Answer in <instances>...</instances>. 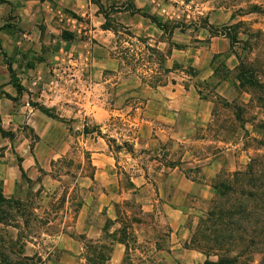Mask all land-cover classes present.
<instances>
[{"label":"rangeland","instance_id":"obj_1","mask_svg":"<svg viewBox=\"0 0 264 264\" xmlns=\"http://www.w3.org/2000/svg\"><path fill=\"white\" fill-rule=\"evenodd\" d=\"M167 1L171 3V9L180 8L182 12L178 16L166 13L159 15L160 18L168 21L170 26L173 24L178 26L172 34L163 32L150 19L141 15L137 16L134 25L128 26L126 23L131 20L129 13H111V22L118 29V35L113 32L114 34L107 38V35L103 37L102 33H99L97 38L94 37V41L101 44V47L96 46L99 50L96 55L104 59L109 50V55L114 59L113 63L100 65V72L105 78L112 79L118 76L121 80L128 81L138 78L142 69L148 74L142 81L148 87L168 85L172 88L175 85L181 89H189L191 81L184 80V76L190 80L199 76V72L203 75L211 69L215 74V83L197 80L196 87L201 99L212 107L211 115L214 116V120L206 128H199L194 135L182 137V142L178 146L172 139H168L167 142L161 141L158 146L149 144L148 147L141 148L139 156L145 158L146 163L139 162L134 146L129 140L123 142V147L128 149L127 155L125 156L123 148L117 145L116 151L121 152V158L114 156L119 162L117 168H123L124 182L129 180L124 168L130 167L133 161H137L139 167L146 169V172L149 166L152 167L153 175L159 173L161 181L170 178L173 174L185 178L195 174L205 184L206 191L204 196L194 198L190 204L185 201L193 209L192 215H186L184 209L174 205H168L166 210L164 208L157 210L154 205L147 204L149 210L144 213L142 203L137 199L143 196L148 198L149 191H136L138 195L134 201L120 204L118 209L121 213L120 222L125 229L124 235L130 237L128 254L122 264H204L208 257L205 254L207 246L205 238L212 236L216 229L210 225L211 222L207 225L203 221L207 218L213 202L218 200L212 185L223 180L233 181L234 172L246 169L253 159H258L261 168L258 175L264 176V119L260 118L264 115V23L259 18L264 16V8L254 5L247 13L240 9L233 11L229 18L225 19L219 9H230L240 0H214L215 9L207 4V0H184L186 8L175 0ZM222 33L228 34L231 38V46L226 51H223ZM174 43L181 44L182 48H177ZM148 44L163 52L166 56L163 63H160L159 55L155 51L146 47ZM88 54L92 55V53ZM233 56L236 57V60L232 61L235 66L231 67L229 61ZM175 62H178L177 69L165 71L166 67L172 68ZM258 82L261 83V87L258 86ZM112 83L119 87L116 79H112ZM226 83L228 87L225 91L234 99L229 102L228 99L217 95L215 101L210 103L215 88L223 87ZM201 84L211 88L212 91L205 95L200 91ZM130 91L138 92L140 89L134 88ZM245 93L250 97L253 96L255 103L249 100L248 104H244L241 96ZM3 96L15 101V96L9 92H5ZM144 103L146 104L147 100ZM140 112L141 110L133 108L127 118L133 120ZM133 113L137 114L133 115ZM176 119V131H179L191 121V116L185 109ZM0 128L4 129L1 115ZM86 128L84 129L86 134L94 130L93 126L87 123ZM23 129L30 131L35 138L32 129L27 127ZM72 132H75L74 128ZM0 134L15 143V132L7 130L5 135L2 131ZM75 134L79 135L78 132ZM153 138L158 139L155 132ZM112 140L115 143V137ZM85 143H88V151L78 153L73 146L71 155L45 163L52 168L54 175L68 172L75 177V171L71 170L80 163L85 170H88L87 172H90L91 152L94 146L90 142L85 141ZM104 143L106 149L108 147L111 149L107 141ZM143 143H145L143 139L136 142L137 145ZM7 148L8 146L5 145L4 150H0V155H3ZM12 150L15 152V145ZM216 157L220 160L221 166L218 167L217 175L211 177L209 164ZM24 177L26 178V174ZM70 178L69 176L66 181ZM262 179L259 181L260 184H264V178ZM146 182L144 189L151 184V195L155 196L160 204H164L160 194L166 191V186L163 183H152L148 172ZM11 202V205L4 204L0 212L6 223L2 227L3 242L0 243L3 262L4 264H40L43 262V257L37 254L25 257L20 254L30 231L22 224L15 223L14 199ZM158 211L163 213L162 219L168 220L169 223L157 226ZM133 221L139 222L138 232L133 229L127 230L128 226L133 228ZM15 225H17L16 229ZM85 245L87 256L93 262H101L97 259L99 255L103 254L107 258L111 253L110 246L101 248L88 239L85 240ZM261 256L259 250L248 248L243 259L247 264H259ZM209 258L216 261L218 255L211 251Z\"/></svg>","mask_w":264,"mask_h":264},{"label":"crops","instance_id":"obj_2","mask_svg":"<svg viewBox=\"0 0 264 264\" xmlns=\"http://www.w3.org/2000/svg\"><path fill=\"white\" fill-rule=\"evenodd\" d=\"M115 1L119 5L124 2H132L137 8L152 14L162 15L166 13L170 15L166 9H171V3L167 0H157L155 4L151 5L145 4V0ZM84 2L87 3V0ZM106 2L108 1L106 0ZM40 3H43V0H40ZM92 6L99 9V5L92 1L87 7L78 8L77 0H64V6L61 9L60 0H50L47 10H41L37 14L35 12L37 5L34 0H0V27L5 26L0 30L2 49L6 52L13 67L19 63L18 68L14 67L16 75L20 81L26 79L28 84L26 87L21 82L25 89L22 94H19L12 83L7 61L4 55H0V81H2L0 82V115L3 120H5V116H20L19 109L21 107L39 109L33 104L35 101L31 97L44 93L45 84L51 85L58 92V85H62L66 80L79 78L77 82L84 87L85 82L90 77H94L96 73L100 72V65L113 63L114 59L109 55V50L104 59L96 55L99 51L96 46L101 47V44L94 39L99 33H102L103 37L107 35V38L114 33L111 29L103 27L106 21L104 15L100 10L92 11ZM58 9L62 11L63 19L58 14ZM118 13L130 14L131 20L126 23L128 26L134 25L137 16L141 15L138 13L133 15L128 10ZM102 15L103 20H101ZM65 31L73 33L74 38L65 39L63 37ZM223 36V51H226L231 46V40L228 36ZM9 49L11 54H9ZM88 53H92V55ZM29 72L34 75H29ZM200 75L202 72H199ZM37 77H42V80L37 85L39 91L33 93L30 88L33 80ZM61 77L64 78L63 81ZM7 87H11L17 93L13 95L15 101L3 96L5 94L4 89ZM157 87L168 92L170 97L175 98L176 105L172 111L183 113L186 109L183 106L180 107L183 97L177 95V89L181 88L175 85L172 88H169L168 85ZM157 87L149 88L155 89ZM99 88L100 86L97 85V91ZM181 90L187 92L190 88H182ZM9 93L12 95L11 92ZM51 95V92L46 93V98ZM5 99L10 104L4 103ZM57 107H53V111L66 121L48 116L40 109L37 114L28 112L23 114L24 124L21 127L33 130L34 141L41 140L37 127L40 132L45 133L47 140L43 147L46 153L56 147V141L67 140V136L63 134L59 125L70 126L77 122L72 117L61 116ZM140 110V114L133 119L134 127H138L141 132H144L152 121L144 120L142 108ZM209 110L211 115V106H209ZM105 114V112L97 109L98 120L102 119ZM161 116L162 118L157 121L160 131L165 132L168 128L176 130V117L169 119L164 113ZM49 118L54 121L51 126L48 124ZM29 120L31 123L28 122ZM14 122L12 119L8 121L9 125ZM33 125L37 127H33ZM46 127L47 132H45ZM68 131L72 132V128L69 127ZM16 138L15 132V141ZM140 139L137 138L136 142H139ZM35 148L34 142L29 151H34ZM18 149L19 144H16L15 152L11 151L16 154V159L20 164L19 171L17 172L11 166L8 169H0V177H8L9 183L5 184L3 179L0 180L4 196L15 200V223L22 224L30 231L28 237L25 238L26 244L20 254L25 257L37 254L43 257V262L40 264H81V262L82 264H90L85 245V240L88 239L100 247H111L110 257L105 264H122L128 254L130 237L124 235L125 229L120 222L121 213L118 209L120 204L134 201L138 195L137 192L145 188L144 185L147 183L146 169L140 167L144 173L143 180L146 182L141 184L140 173L135 172L134 168L125 167L124 170L128 173L129 182H124L123 168H117L119 162L113 154H110L112 150L108 147L105 151L94 150L93 148L90 172H87L88 170H85L80 163L74 170H71L72 172L75 171V177H72V174L68 172L54 175L52 168H49L45 162L71 155L73 151H66L61 155L60 151L57 150L51 159L45 155L44 159L40 160L35 157L26 158L19 155ZM3 155L1 154L0 157ZM209 166V175L215 177L219 171L218 167L221 166L220 160L216 157ZM21 167L26 178L23 176ZM110 167L113 169L111 172L108 171ZM34 170L35 179H32L30 173H33ZM69 176L71 177L70 180L66 181ZM96 185H101V187L97 189ZM146 199L147 197L143 196L139 197L137 201ZM142 206L143 212L146 213L145 209L149 207L145 203H142ZM116 224H119L120 227L112 231ZM5 225V221L0 219V243L3 242L2 227ZM132 225L133 228L128 226L127 230L133 229L138 232L140 229L139 222L133 221ZM43 241H47V243ZM48 249L53 251L49 253ZM0 264H2L1 259Z\"/></svg>","mask_w":264,"mask_h":264},{"label":"clouds","instance_id":"obj_3","mask_svg":"<svg viewBox=\"0 0 264 264\" xmlns=\"http://www.w3.org/2000/svg\"><path fill=\"white\" fill-rule=\"evenodd\" d=\"M157 0H145V4L151 5L155 4ZM176 3L184 6V0H175ZM34 3L37 5L35 12L38 14L41 10H47V7L50 3V0H43V3H40V0H34ZM101 4H104L107 7L106 0H100ZM89 4H91V0H87V3L84 0H77L78 8H85ZM207 4L215 9L214 0H207ZM254 5H258L261 8H264V0H240L239 3L235 4L230 9H219V12L224 14L225 19H228L233 11H237L243 9L244 12H248L250 8ZM64 6V0H60V7ZM99 9L96 6H92V11H98ZM166 11L170 12L171 15L178 16L181 15V9H166ZM199 11V8L197 9ZM58 14L63 19V13L60 9H58ZM87 15V13H86ZM261 22L264 23V16L259 17ZM101 20H103V15L101 16ZM214 22V20L212 21ZM95 23V20H93ZM235 23V21H233ZM7 48V45H5ZM9 54H11V50L9 49ZM19 59V57H17ZM236 57L233 56L231 61H229V65L234 67L232 61H235ZM238 63V61H236ZM170 66V65H169ZM14 67H19V63L14 65ZM145 67H148L145 65ZM187 67V64H185ZM141 74L138 78L130 79L128 81L121 80L118 76L113 77L112 79H116L119 87L112 83V79L105 78L102 75V72L96 73L94 77H90L87 82H85V86L82 87L77 79H69L64 81L62 85H58L59 91L57 92L51 85L45 84V92L40 95H33L31 99L38 104L46 106L48 109H52L53 107H57V111L61 116H69L72 117L77 122L72 125H59L63 134L67 136V140H59L56 141V147L49 152H45V148L43 145L47 140L45 133L40 132L39 128L36 125L33 127H37V132L41 136L40 141H35L36 148L34 151H29L31 148L34 137L30 131L23 129L21 126L24 124L23 114L25 112L37 114L39 109H32L30 107H21L19 109L20 116L8 117L5 116L4 120V129L5 131L11 130L16 132L17 138L15 143L10 141L9 139H5L2 134H0V150H4V146L7 145V151H4V155L0 157V169H8L10 166L14 167L17 172L19 171L20 164L16 159V154H14L11 150L14 145L19 144L18 154L27 157H35L37 159L43 160L44 156L47 155L49 159L55 156L56 151L59 150L61 155H63L66 151H71L73 146H75L78 153H84L88 151V143L90 142L94 146V150L98 149L100 151L106 150V145L104 141H107L108 145L111 146V153L116 157L121 158V152L116 151L117 145H120L123 148V153L126 156L128 153V149L123 147L124 140H129V143L134 146V152L137 155V159L140 163H146V159L139 156V152L141 148L148 147L149 144L153 146H158L161 141L167 142L168 139H172L177 146L182 142V137H187L189 135H194L199 128H206L207 125L214 120V116L210 115L209 103H205L202 99L199 92L197 91L196 81H208L211 83H215V74L213 70H207L203 75L193 77L189 80L187 76H184V80L191 81L190 90L187 92L182 91L181 89H177V95L183 97L182 102H180V107L183 106L188 110L189 115L191 116V121L186 125V127L180 129L179 131L174 130L173 128H168L166 132L160 131V126L157 124L164 113L168 116L169 119H174L177 116H180L179 111L173 112L172 109L176 105V101L174 97H170L168 92L160 90L158 87L155 89L149 88L146 83L142 82L144 77L147 76V73H144L143 70H140ZM29 75H34L29 72ZM59 75V73H58ZM42 77H37L33 80L30 91L36 93L39 91L37 89V85L41 83ZM63 81L64 78L61 77ZM2 82V81H0ZM27 87V80L21 81ZM150 82V81H149ZM237 83H239L237 81ZM97 85L100 86L99 91H97ZM195 86V87H193ZM228 87L227 83L223 87H216L215 93L209 100L210 103H213L217 98L224 97L229 100V102L234 99L233 96L228 95L225 89ZM139 88L140 91L132 92L131 89ZM79 89V91H76ZM5 92H11L12 95H16L17 93L11 88L7 87L4 89ZM200 91L204 92L207 95L212 91L211 88H206L203 84L200 86ZM51 92L52 95L46 98V93ZM241 99L244 104H248L249 100L252 103H255L253 100V96L250 97L247 93L241 96ZM147 100L148 103L145 104L144 101ZM4 103L10 104L6 99ZM67 105V107H66ZM135 108L140 110L142 108L143 111V119L151 120L152 123L147 126L146 131L141 132L138 127H134V121L128 117V113ZM97 109H100L102 112L106 114L102 119H97ZM123 113V115H121ZM137 113H133L136 115ZM86 118H89L86 120ZM264 119V115L260 117ZM9 119L14 120L15 122L9 125ZM31 123V120L28 121ZM54 121L49 118L48 124L51 126ZM92 125L93 129L89 133H85L84 129L86 126ZM98 125V127H96ZM74 128L75 132H78L79 135H76L75 132H69L68 128ZM155 129V136L158 139L153 138V132ZM45 132H47V127L45 128ZM174 132L176 133L174 135ZM255 135V133H253ZM115 136V143H113L112 138ZM141 138L145 141L143 144H136V139ZM22 141V143H21ZM30 166V165H29ZM130 167H134V171L140 173V183H146L143 180V171L137 164V161H133ZM27 170V169H25ZM74 170V169H73ZM108 171H113L110 167ZM153 168L148 167L147 172L149 174V179L152 183L161 184L166 186V191L160 194V199L164 201V204H160L159 200L151 195V184L148 185V188L143 189L142 191H149L150 195L146 200H138V202L154 205L157 210L160 208L167 209L168 205H174L178 208L184 209L186 215H192L193 209L189 207L185 201L189 204L194 198L202 197L205 195V184L201 182L200 177H197L195 174H192L191 177L185 178L182 175H171L170 178H165L163 181L160 179V174L156 173L153 175ZM35 170L33 173H30V177L35 179ZM5 181V184L9 183L8 177H0ZM22 183V182H21ZM97 189L101 187V185H96ZM139 187V185H138ZM113 199L115 197H112ZM146 211L148 209H145ZM39 211V210H37ZM163 213L157 212V219L159 221L158 227L169 223L168 220L162 219ZM115 219V217H113ZM120 225L116 224L112 231H115V228H119ZM16 230H13L15 232ZM15 240V235L13 236ZM47 243V241H43ZM53 250L48 249V252L51 253ZM47 259V256H45ZM216 259V257H213ZM82 264V262H81Z\"/></svg>","mask_w":264,"mask_h":264},{"label":"trees","instance_id":"obj_4","mask_svg":"<svg viewBox=\"0 0 264 264\" xmlns=\"http://www.w3.org/2000/svg\"><path fill=\"white\" fill-rule=\"evenodd\" d=\"M91 1L99 5V10L106 19L103 27L105 29H111L116 35H118V29L111 22V13L123 10H128L133 15L137 13L141 14L143 17L150 19L152 23L165 33L172 34L173 30L178 27L174 24L170 26L169 22L160 18L159 15L137 8L132 2H124L119 5L115 0H107V7H105L104 4L100 3V0ZM4 27H0V30ZM222 34L230 38L228 34ZM63 37L71 40L74 38V34L65 31ZM174 45L179 49L182 48L181 44L174 43ZM146 47L155 51L159 55L160 63H163L166 56L159 48H153L149 44ZM0 55H4L7 61L14 87H16L19 94H22L25 88L17 77L12 62L7 58L6 52L2 49L1 39ZM176 65H178V62H175L172 68L166 67L165 71L177 69L178 66ZM258 86L261 87V83L259 84L258 82ZM33 104L48 116L60 121H66L56 114L53 109H48L46 106L38 104L37 102H33ZM0 131L4 135L6 134L3 128H0ZM257 160L253 159L246 169L235 171L233 181L223 180L212 185L218 200L217 202H213L211 209L208 211L207 218L203 221L207 225L211 222L210 225L216 227V229L212 236H206L207 238H205L207 245L205 254L208 257L204 264H247L243 258L248 248L259 250L262 254L259 264H264V184L259 183L260 180H263L262 177L264 178V176L262 174L258 175L261 168ZM21 169L23 176H25L22 167ZM11 200L13 199L4 196L2 186H0V212L4 204L11 205ZM0 219L4 221L1 216ZM211 251L218 255V260L215 261L209 258ZM109 257L110 255L105 258L101 254L97 257L101 262H93L91 259L89 262L90 264H105ZM0 259L2 264H4L1 255Z\"/></svg>","mask_w":264,"mask_h":264}]
</instances>
